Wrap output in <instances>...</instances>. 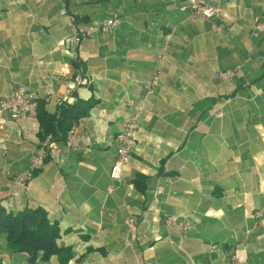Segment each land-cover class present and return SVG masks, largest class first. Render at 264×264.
Returning a JSON list of instances; mask_svg holds the SVG:
<instances>
[{
	"label": "crops",
	"instance_id": "obj_1",
	"mask_svg": "<svg viewBox=\"0 0 264 264\" xmlns=\"http://www.w3.org/2000/svg\"><path fill=\"white\" fill-rule=\"evenodd\" d=\"M183 1L0 0V106L22 84L49 114L96 101L70 129L89 141L73 148L41 140L37 113L0 128V208L45 210L61 229L59 245L73 250L68 264H264V34L252 37L264 0H203L221 9L220 31L182 12ZM115 15L120 24L102 32ZM73 24L84 31L78 44ZM227 70L236 75L221 79ZM154 75L160 85L125 184L108 194L127 102L141 100ZM43 145L44 165L11 196L10 181ZM0 248V264H61L57 256L30 263L5 236Z\"/></svg>",
	"mask_w": 264,
	"mask_h": 264
},
{
	"label": "built area",
	"instance_id": "obj_2",
	"mask_svg": "<svg viewBox=\"0 0 264 264\" xmlns=\"http://www.w3.org/2000/svg\"><path fill=\"white\" fill-rule=\"evenodd\" d=\"M180 10L182 12H189L193 17H198L210 22L215 31H220L221 29V27L216 23L222 16V11L219 7L210 6L203 0H184ZM120 22V17L115 15L111 19L104 22L100 30L102 32H107L109 29L118 26ZM70 33L77 44L81 42L84 31L76 24L71 26ZM261 34H264V23L255 18L253 23L252 37L257 38ZM73 56L76 59V56ZM39 64H43V61H40ZM82 71L83 70L80 69L81 73ZM235 75V70L219 72V77L223 80L233 78ZM77 83L79 85L88 84L87 80L83 79L82 77L77 79ZM159 85L160 77L158 75H154L145 84L141 100H129L127 102V107L130 111V114L124 122L123 130L116 136V158L110 170V179L112 180L113 184L107 188L108 194L112 193L117 185L122 186L125 184L123 172L130 162V153L136 145L137 134L140 129L141 116L145 111L148 98L156 92ZM37 109L38 99L32 87L29 84H22L18 86L11 92L8 98H6L1 103L0 128H4L9 120L14 121L20 118L35 116ZM216 117L221 118L222 114L219 113L216 115ZM87 141H89L88 135H78L73 130H70L66 137V146L68 148H73L75 145L85 144ZM46 145H43L40 148L37 155L33 159L29 170L22 175L14 177L10 181L9 192L11 196L17 197L28 189L29 180L45 163L47 150ZM163 194L164 188L159 186L155 191V195L159 197ZM163 221L168 226H179L182 229L183 234H185V232L188 230V226L180 217L165 216ZM125 224L130 229L135 228L137 224L136 218L133 215H129L125 220Z\"/></svg>",
	"mask_w": 264,
	"mask_h": 264
},
{
	"label": "trees",
	"instance_id": "obj_3",
	"mask_svg": "<svg viewBox=\"0 0 264 264\" xmlns=\"http://www.w3.org/2000/svg\"><path fill=\"white\" fill-rule=\"evenodd\" d=\"M95 104L94 100L63 103L57 113L49 114L42 110L43 104L38 102L37 118L41 127V140H46L50 135L53 142H65L73 124L87 116ZM2 236H5L11 252L27 253L30 263H35L39 257L47 262L57 256L61 264H68L74 256L71 247L59 245L61 229L58 223L49 220L43 209L26 208L19 212H8L0 208Z\"/></svg>",
	"mask_w": 264,
	"mask_h": 264
},
{
	"label": "rangeland",
	"instance_id": "obj_4",
	"mask_svg": "<svg viewBox=\"0 0 264 264\" xmlns=\"http://www.w3.org/2000/svg\"><path fill=\"white\" fill-rule=\"evenodd\" d=\"M39 259V258H38Z\"/></svg>",
	"mask_w": 264,
	"mask_h": 264
}]
</instances>
